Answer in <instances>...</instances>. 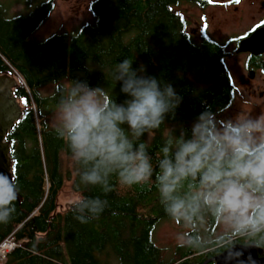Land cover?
Listing matches in <instances>:
<instances>
[{"label":"trees","instance_id":"obj_1","mask_svg":"<svg viewBox=\"0 0 264 264\" xmlns=\"http://www.w3.org/2000/svg\"><path fill=\"white\" fill-rule=\"evenodd\" d=\"M198 1L202 0H92L90 21L71 33H53L40 41L29 36L52 9V0H42L25 15L8 16V7L0 5V16L9 26L15 23L19 34L16 44L0 27V74L15 77L13 91L22 110L6 136L11 175L19 185L20 199L15 202L13 218L0 223V242L13 233L17 246L0 264H202L227 249L221 237L205 238L217 226L207 222L200 226L203 247L176 245L173 257L165 259L153 232L160 221L170 218L159 203L155 177L128 187L114 176L112 191L107 194L99 187L85 188L66 141L57 137L48 122L64 79L105 88L117 103L129 99L112 72L117 63L133 59V69L145 68L138 74L171 84L182 97L174 118L169 114L150 141L155 167L162 135L168 134L166 128L174 129L176 135L183 128L190 136L201 113L216 115L233 99L225 44L204 31L195 37L189 31L187 15L179 8ZM46 83L55 84L49 96L40 93ZM142 139L147 140V134ZM64 178L81 198L108 200L109 206L99 218L81 223L74 218L75 202L58 210ZM233 243L246 241L236 239ZM258 255L264 257V248H258Z\"/></svg>","mask_w":264,"mask_h":264},{"label":"clouds","instance_id":"obj_2","mask_svg":"<svg viewBox=\"0 0 264 264\" xmlns=\"http://www.w3.org/2000/svg\"><path fill=\"white\" fill-rule=\"evenodd\" d=\"M132 64L133 59H124L112 72L129 97L123 103L86 81L61 85L55 132L67 143L80 184L107 194L114 176L128 187L155 177L164 213L186 229L177 237L179 247H203L200 226L213 222L223 229L225 264H245L234 240L264 248V113L221 121L205 111L192 124L190 136L183 128L179 135L166 128L154 167L150 141L169 114L174 118L182 97L171 84L138 74L145 71L143 65L137 70ZM19 192L16 179L0 173V223L13 218ZM108 206L107 199L83 196L72 211L75 219L88 223ZM248 262L255 264L250 256Z\"/></svg>","mask_w":264,"mask_h":264},{"label":"rangeland","instance_id":"obj_3","mask_svg":"<svg viewBox=\"0 0 264 264\" xmlns=\"http://www.w3.org/2000/svg\"><path fill=\"white\" fill-rule=\"evenodd\" d=\"M92 0H52V9L46 18L30 34L29 38L34 41H40L53 33H71L79 26L92 19L89 10V4ZM42 0H0V5L7 6V15H25L30 9L40 5ZM188 18L189 31L198 37L205 25V33L215 39L217 42L225 43L226 51L232 49V44H228L232 39L243 35L249 30L251 24L250 7L248 3L239 4V11L234 13L231 8L226 9L224 6L215 7L208 5L199 8L193 4H184L179 7ZM5 17V16H4ZM13 24L7 23V19L0 16V27L5 34L11 37L16 44H19L16 37L19 36L17 28ZM25 25V24H23ZM5 28V29H4ZM8 29V30H7ZM231 40V41H230ZM244 55H229L225 61L227 68L234 84V95L230 105L215 116L218 120L234 118L238 114L251 113L252 116H259L264 113V98L260 99L257 95H249L240 84L241 77L244 76L242 68ZM68 86L69 81L64 79L62 82ZM55 90V84L46 83L40 88V93L44 96L51 95ZM21 107V106H20ZM48 114V122L51 128H56L57 121L55 114L57 106L53 107ZM81 198L78 191L71 188V181L64 178V182L57 197V207L59 211H64L67 206ZM186 229L181 225L173 222L171 219L160 221L153 232L154 242L163 250L164 258L173 257V250L178 245L177 237ZM222 226L217 225L211 235H205L206 239L220 237ZM176 257V256H175Z\"/></svg>","mask_w":264,"mask_h":264},{"label":"water","instance_id":"obj_4","mask_svg":"<svg viewBox=\"0 0 264 264\" xmlns=\"http://www.w3.org/2000/svg\"><path fill=\"white\" fill-rule=\"evenodd\" d=\"M238 52H250L258 55L264 52V26L252 31L247 37L240 40ZM17 81L15 77L4 73L0 74V173H4L12 178L11 175V159L10 146L6 140L8 132L13 129L15 123L19 121L22 116V110L13 89L16 87ZM20 196H18V200ZM236 249L243 252L240 257L245 264H249V256L255 264H264V257L258 256L257 247H246V244L235 243ZM227 249L211 259L204 261L206 264L209 261H214L215 264H225L224 257L227 255ZM182 264H189L187 262ZM235 264V261L232 262Z\"/></svg>","mask_w":264,"mask_h":264},{"label":"flooded vegetation","instance_id":"obj_5","mask_svg":"<svg viewBox=\"0 0 264 264\" xmlns=\"http://www.w3.org/2000/svg\"><path fill=\"white\" fill-rule=\"evenodd\" d=\"M250 9L251 24L249 30L243 35H239L228 44H232V49L227 53L230 55H244L246 59L243 61L242 68L244 70V76L241 77L240 84L243 89L249 95H257L260 99L264 98V52L258 55L250 52H238L237 48L241 39L247 37L255 29L264 26V0H202L198 2H191L199 8L212 5L215 7L224 6L226 9L231 8L234 13L239 11V4L248 3ZM205 25L202 27V31L205 30ZM207 34V33H206ZM225 44V43H223ZM226 45V44H225ZM259 256V255H258ZM261 257V256H260Z\"/></svg>","mask_w":264,"mask_h":264},{"label":"built area","instance_id":"obj_6","mask_svg":"<svg viewBox=\"0 0 264 264\" xmlns=\"http://www.w3.org/2000/svg\"><path fill=\"white\" fill-rule=\"evenodd\" d=\"M17 246L13 233L9 234L0 242V262L5 261L8 254Z\"/></svg>","mask_w":264,"mask_h":264},{"label":"snow or ice","instance_id":"obj_7","mask_svg":"<svg viewBox=\"0 0 264 264\" xmlns=\"http://www.w3.org/2000/svg\"><path fill=\"white\" fill-rule=\"evenodd\" d=\"M236 2H239V0H236Z\"/></svg>","mask_w":264,"mask_h":264}]
</instances>
